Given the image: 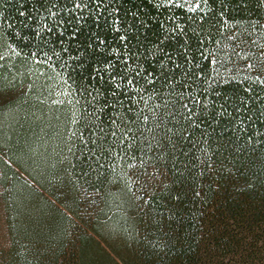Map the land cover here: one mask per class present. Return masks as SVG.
<instances>
[{
    "label": "trees",
    "instance_id": "1",
    "mask_svg": "<svg viewBox=\"0 0 264 264\" xmlns=\"http://www.w3.org/2000/svg\"><path fill=\"white\" fill-rule=\"evenodd\" d=\"M0 264H264V0H0Z\"/></svg>",
    "mask_w": 264,
    "mask_h": 264
}]
</instances>
